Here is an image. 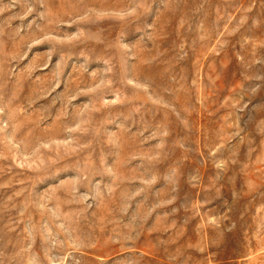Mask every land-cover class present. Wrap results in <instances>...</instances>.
Returning <instances> with one entry per match:
<instances>
[{
	"label": "rangeland",
	"instance_id": "rangeland-1",
	"mask_svg": "<svg viewBox=\"0 0 264 264\" xmlns=\"http://www.w3.org/2000/svg\"><path fill=\"white\" fill-rule=\"evenodd\" d=\"M0 264H264V0H0Z\"/></svg>",
	"mask_w": 264,
	"mask_h": 264
}]
</instances>
